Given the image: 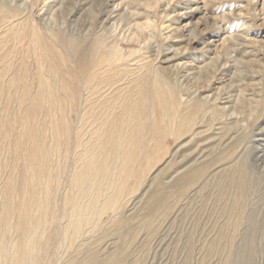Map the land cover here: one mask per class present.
Returning a JSON list of instances; mask_svg holds the SVG:
<instances>
[{
	"label": "rangeland",
	"instance_id": "374dc122",
	"mask_svg": "<svg viewBox=\"0 0 264 264\" xmlns=\"http://www.w3.org/2000/svg\"><path fill=\"white\" fill-rule=\"evenodd\" d=\"M124 108L192 118L132 170L100 169ZM83 165L121 186L71 241L46 228L38 264H264V0H0V264H19L36 168L61 198Z\"/></svg>",
	"mask_w": 264,
	"mask_h": 264
},
{
	"label": "bare ground",
	"instance_id": "6f19581e",
	"mask_svg": "<svg viewBox=\"0 0 264 264\" xmlns=\"http://www.w3.org/2000/svg\"><path fill=\"white\" fill-rule=\"evenodd\" d=\"M128 110L129 108H126L124 112L120 111L115 117L111 115L110 124L108 123L109 125L99 129L98 132L100 151L108 152L113 158L120 160L108 162L106 157L96 162L91 160V163L96 167L109 170L124 167L125 170H132L141 156L152 153L154 149L159 148L162 138L166 140V135L170 136L169 128L173 123L178 125L173 136L181 137L184 134L182 131L183 122L188 124L192 118L191 110L186 117H181L182 119L178 121L173 120L172 112L168 108H165L163 114L158 115L157 119H153L145 108L137 114ZM129 114H133V118L145 117L141 123L135 122V125L139 126V132L136 131L137 128L131 127L129 133H124L120 126L118 127V121L126 119ZM40 159L45 161L44 156H41ZM36 170L38 171H34L36 180L28 186L26 193L21 195L19 204L15 206V209L19 207L17 251L15 252L19 264L39 263L40 257L36 255L34 260L29 253V248L34 243H38L39 236L46 228L48 229V244L46 245L53 244L56 235H62L63 239L68 242L90 228L93 210L96 212L100 210L97 203L101 187L104 184L118 185L113 191V193H117L121 186L120 183L123 181L122 177H119L118 181L108 172L89 171L87 165H83L76 169L69 179L67 188L71 192L59 198L54 183L49 187L47 183L50 181L44 185L43 181L47 178L50 179L44 168L37 167ZM42 193L44 196H41ZM34 209L37 212L36 216L31 215ZM31 218L32 220H30Z\"/></svg>",
	"mask_w": 264,
	"mask_h": 264
}]
</instances>
